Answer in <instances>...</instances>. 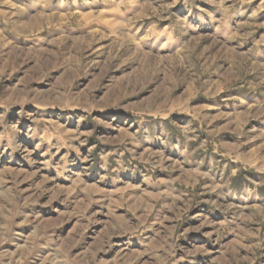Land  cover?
Masks as SVG:
<instances>
[{"label":"rangeland","instance_id":"obj_1","mask_svg":"<svg viewBox=\"0 0 264 264\" xmlns=\"http://www.w3.org/2000/svg\"><path fill=\"white\" fill-rule=\"evenodd\" d=\"M0 264H264V0H0Z\"/></svg>","mask_w":264,"mask_h":264}]
</instances>
